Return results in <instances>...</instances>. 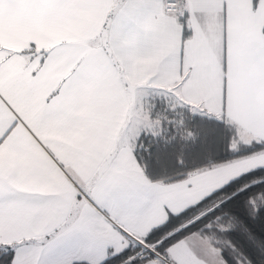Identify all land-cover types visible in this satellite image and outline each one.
<instances>
[{"label":"snow or ice","instance_id":"1","mask_svg":"<svg viewBox=\"0 0 264 264\" xmlns=\"http://www.w3.org/2000/svg\"><path fill=\"white\" fill-rule=\"evenodd\" d=\"M0 264H264V0H0Z\"/></svg>","mask_w":264,"mask_h":264}]
</instances>
